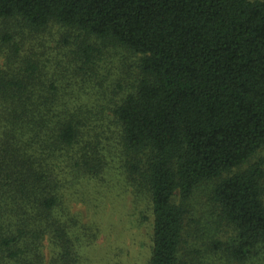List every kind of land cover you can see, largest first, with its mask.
<instances>
[{
	"label": "trees",
	"instance_id": "obj_1",
	"mask_svg": "<svg viewBox=\"0 0 264 264\" xmlns=\"http://www.w3.org/2000/svg\"><path fill=\"white\" fill-rule=\"evenodd\" d=\"M119 50L135 72L106 99ZM263 147L264 0H0V264H47L46 237L51 264H81L69 202L111 156L149 201L148 264H184L207 184L211 249L264 264Z\"/></svg>",
	"mask_w": 264,
	"mask_h": 264
},
{
	"label": "rangeland",
	"instance_id": "obj_2",
	"mask_svg": "<svg viewBox=\"0 0 264 264\" xmlns=\"http://www.w3.org/2000/svg\"><path fill=\"white\" fill-rule=\"evenodd\" d=\"M102 57L105 62L100 73L110 92L106 99H120L130 88L131 83L127 82L133 78L135 58L120 50L109 51ZM112 88L116 92H112ZM79 94L85 104L90 101L87 92L81 90ZM113 105L114 101L109 104ZM110 143L114 146L113 141ZM261 159H264V147L249 164ZM109 162L104 181L82 183L76 188L79 189L77 200L69 202L70 213L78 219L72 227L74 230L70 231L75 242L73 250L80 255L81 264H148L153 233L149 201L135 197L123 183L118 158L111 156ZM210 187V184L201 186L190 201L191 223L186 229L187 243L182 252L184 264H237L211 249V241L220 233L207 200ZM52 248L46 237L42 251L47 264H51Z\"/></svg>",
	"mask_w": 264,
	"mask_h": 264
}]
</instances>
